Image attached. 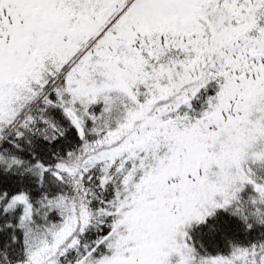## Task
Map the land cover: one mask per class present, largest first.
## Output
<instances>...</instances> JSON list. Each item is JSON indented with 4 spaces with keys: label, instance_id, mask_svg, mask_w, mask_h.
<instances>
[{
    "label": "snow or ice",
    "instance_id": "6c2138e0",
    "mask_svg": "<svg viewBox=\"0 0 264 264\" xmlns=\"http://www.w3.org/2000/svg\"><path fill=\"white\" fill-rule=\"evenodd\" d=\"M0 264H264V0H0Z\"/></svg>",
    "mask_w": 264,
    "mask_h": 264
}]
</instances>
